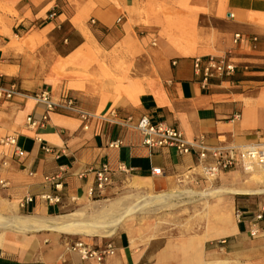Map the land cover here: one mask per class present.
<instances>
[{
  "label": "crops",
  "instance_id": "0c3cea01",
  "mask_svg": "<svg viewBox=\"0 0 264 264\" xmlns=\"http://www.w3.org/2000/svg\"><path fill=\"white\" fill-rule=\"evenodd\" d=\"M8 1L17 24L33 22L45 38L75 30L80 40L66 37V51L54 49L45 79L29 78L25 86L8 77L17 74L11 67L17 64H3L0 40V64L13 72L0 71V83L45 90L54 101L67 95L97 117L85 123L57 109L42 121L44 104L0 100V214L33 220L0 230V264H264V216L258 234L248 232L264 192L229 191L244 188L233 178L239 169L217 174L225 178V192L214 209H225L224 220L198 219L196 204L176 197L195 192L190 185L205 175L203 163L194 154L148 147L137 129L101 118L113 111L134 124L147 115L189 140L202 136L209 146L264 144V0ZM84 18L104 30L101 41L85 40ZM210 55L232 61L234 73L203 81L193 58ZM107 66L109 78H102ZM18 72L33 75L25 66ZM11 135L14 145L4 141ZM102 164L110 183L99 191L93 173L85 172ZM145 197L153 202L139 205ZM53 219L82 228L51 227ZM98 222L105 226L90 227ZM76 241L99 249L110 244L113 253L100 262L83 260L71 249Z\"/></svg>",
  "mask_w": 264,
  "mask_h": 264
},
{
  "label": "built area",
  "instance_id": "2783aa9c",
  "mask_svg": "<svg viewBox=\"0 0 264 264\" xmlns=\"http://www.w3.org/2000/svg\"><path fill=\"white\" fill-rule=\"evenodd\" d=\"M240 35H234V39H238ZM193 66L196 73L203 76V81L211 77H228L235 71V65L226 57L206 56L194 57ZM1 77V74H0ZM31 99L36 103H42L45 107V113L42 115V121L46 120L48 112L57 109H63L77 116L85 123L91 118L97 117L92 113H88L80 109L74 100L67 95L54 101L48 91L41 90L33 93H28L19 88L15 83L2 84L0 83V100L11 101L14 98ZM108 123L117 124L122 127H133L144 135L143 143L148 147L156 148H173L178 154H194L199 162L203 163L202 169L205 174L210 176L224 171L239 169L243 171H253L257 167L264 165V144L263 143H248L242 145H235L230 147L209 146L202 136L187 139L183 132L173 126H168L162 123H152L147 115L141 116L134 124L130 119H119L115 112L111 111L101 117ZM31 124H35L31 118H28ZM86 127V125H84ZM4 141L10 144H15L14 136H7ZM116 141L114 145H118ZM44 150L49 151V148L44 146ZM22 152L16 148V154L20 155ZM210 158L211 161L207 162ZM92 172L95 178V188L99 191L104 190L110 183L109 168L106 164H102L95 170H88L85 173ZM153 172L160 173L159 169H153ZM46 180L52 181L53 177H45ZM50 202H57L59 198L56 196L44 195ZM31 197H26L25 202H30ZM264 216V205L260 207L253 219L250 221L249 234L256 236L259 232L257 222ZM221 242H224L222 240ZM71 249L77 252L81 259L94 258L100 262L106 255L113 253L110 244L104 248H94L83 241H76L71 245Z\"/></svg>",
  "mask_w": 264,
  "mask_h": 264
},
{
  "label": "rangeland",
  "instance_id": "374dc122",
  "mask_svg": "<svg viewBox=\"0 0 264 264\" xmlns=\"http://www.w3.org/2000/svg\"><path fill=\"white\" fill-rule=\"evenodd\" d=\"M18 18L13 10L12 2L8 0H0V40L3 44V64L15 63L17 66H11L17 74L8 76L10 79H14L25 86L26 81L29 78H34L36 80L43 81L46 77V72L48 70L49 62H52L51 57L55 54L56 49L60 54L66 51L64 49L65 38L69 37L71 43L74 44L80 40V34L75 32V30H69L67 28L60 29L52 33L48 38L44 36V30L39 31L38 25H33L34 23H18ZM171 18L168 21L172 23ZM33 28V29H31ZM79 31L82 33L86 41H101L104 35V30L96 26V23L92 19L84 18ZM94 35V38L92 35ZM66 47V46H65ZM102 57H105L106 52L100 51ZM26 67L33 72L30 77L22 76L19 74V69L21 67ZM108 72H103L102 78H109V68L105 67ZM116 71L119 66H114ZM115 73V71L113 72ZM112 73V74H113ZM117 73V72H116ZM118 74L119 73L118 71ZM119 80L122 76L113 75V79ZM221 174L210 176L205 174L196 179V184L194 193H183L177 198V201H187L191 200L196 204V217L198 219H212L216 218L219 221L224 220L226 216L225 209H221L219 204L216 207L215 202L220 203V195H215L210 192L223 188L225 178L220 176ZM232 178V177H231ZM230 178V179H231ZM233 178L244 182V187L251 189H264V174L260 171V167L255 168L253 171L247 172L243 170H238L233 174ZM232 180V179H231ZM3 216L0 214V218ZM201 223V222H199ZM201 226H199L200 228ZM5 227L0 225V230Z\"/></svg>",
  "mask_w": 264,
  "mask_h": 264
},
{
  "label": "bare ground",
  "instance_id": "6f19581e",
  "mask_svg": "<svg viewBox=\"0 0 264 264\" xmlns=\"http://www.w3.org/2000/svg\"><path fill=\"white\" fill-rule=\"evenodd\" d=\"M0 71L1 72H4V73H13L12 72V69H9L8 67L4 66V65H1L0 64ZM260 171L264 174V165H262L260 167ZM214 176V175H212ZM233 193H238V192H241V193H248V194H253V193H259V192H264V189H251V188H235V189H231L229 190ZM225 192L224 189L222 188H219L217 190H214L211 193L212 194H215V195H220L221 193ZM170 194H164V195H160V197L162 198H165L167 196H169ZM172 195H178V194H172ZM151 202H153L152 198L150 197H145V198H142L139 205H147V204H150ZM51 227H55V228H58V229H62V230H78L80 228H82V225H80L79 223H76V222H64L62 221L61 219H53L51 221ZM31 223H33V220L27 218V217H12V218H7V217H2L0 218V225L3 226V227H8V226H13V227H20V226H30ZM99 223V222H98ZM100 225H93V224H90V227H104L105 225L104 224H101L99 223ZM41 227H45L46 225L45 224H40ZM87 226V224H86Z\"/></svg>",
  "mask_w": 264,
  "mask_h": 264
}]
</instances>
